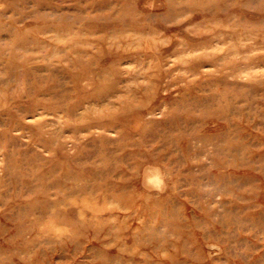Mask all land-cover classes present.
<instances>
[{"label": "rangeland", "instance_id": "obj_1", "mask_svg": "<svg viewBox=\"0 0 264 264\" xmlns=\"http://www.w3.org/2000/svg\"><path fill=\"white\" fill-rule=\"evenodd\" d=\"M0 264H264V0H0Z\"/></svg>", "mask_w": 264, "mask_h": 264}, {"label": "crops", "instance_id": "obj_2", "mask_svg": "<svg viewBox=\"0 0 264 264\" xmlns=\"http://www.w3.org/2000/svg\"><path fill=\"white\" fill-rule=\"evenodd\" d=\"M214 181V180H213Z\"/></svg>", "mask_w": 264, "mask_h": 264}]
</instances>
